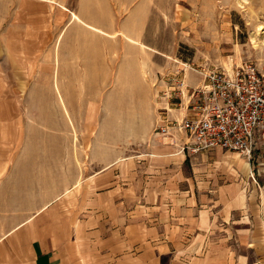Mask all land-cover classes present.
I'll return each instance as SVG.
<instances>
[{
	"label": "rangeland",
	"instance_id": "374dc122",
	"mask_svg": "<svg viewBox=\"0 0 264 264\" xmlns=\"http://www.w3.org/2000/svg\"><path fill=\"white\" fill-rule=\"evenodd\" d=\"M71 11L119 34L94 32ZM258 25L264 0H0V264H31L34 217L96 215L105 187L93 176L111 161L121 160L112 167L122 186L130 169L147 181L140 163L164 139L155 126L179 112L168 93L176 73L195 84L194 69L264 61ZM253 154L252 171L264 174V144ZM141 191L139 205L149 196ZM111 255L100 264H129Z\"/></svg>",
	"mask_w": 264,
	"mask_h": 264
},
{
	"label": "crops",
	"instance_id": "0c3cea01",
	"mask_svg": "<svg viewBox=\"0 0 264 264\" xmlns=\"http://www.w3.org/2000/svg\"><path fill=\"white\" fill-rule=\"evenodd\" d=\"M161 140L148 149L147 162L128 161L137 169L144 164L147 181L137 182L138 171L130 169V184L122 186L125 176L112 167L122 168L121 160L93 176L105 187L92 202L96 215L34 217L31 264H100L113 252L129 264L139 258L145 264H264V174L238 152L215 148L194 155ZM262 144L256 142V150ZM108 178L113 182L106 188ZM142 189L149 196L139 205Z\"/></svg>",
	"mask_w": 264,
	"mask_h": 264
},
{
	"label": "built area",
	"instance_id": "2783aa9c",
	"mask_svg": "<svg viewBox=\"0 0 264 264\" xmlns=\"http://www.w3.org/2000/svg\"><path fill=\"white\" fill-rule=\"evenodd\" d=\"M194 71L200 76L195 84L174 76L168 93L180 100L179 112L163 116L155 133L189 154L220 148L251 160L256 142L264 141V61Z\"/></svg>",
	"mask_w": 264,
	"mask_h": 264
},
{
	"label": "bare ground",
	"instance_id": "6f19581e",
	"mask_svg": "<svg viewBox=\"0 0 264 264\" xmlns=\"http://www.w3.org/2000/svg\"><path fill=\"white\" fill-rule=\"evenodd\" d=\"M48 1H51L53 2V0H48ZM64 9H66L65 7H63ZM70 15H71V18L72 20L78 22L80 25L94 31V32H97V33H100L104 36H107V37H115L116 35L119 34V32H113V33H107L103 30H101L100 28L96 27V26H93L91 24H87L86 22H84L75 12H70ZM260 33H264V27L262 25H258L256 27V35H259ZM124 36V34H122ZM125 38L130 42V43H133V44H136V40L132 39L131 37H128L125 35ZM256 42V39L255 37H252L251 38V43L254 44ZM141 45V44H140ZM142 47L146 48L145 45H141ZM88 116H89V119L92 118L94 116L93 114V110L90 109L89 110V113H88Z\"/></svg>",
	"mask_w": 264,
	"mask_h": 264
}]
</instances>
